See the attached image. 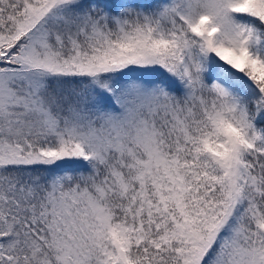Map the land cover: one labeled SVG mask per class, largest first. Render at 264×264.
Returning a JSON list of instances; mask_svg holds the SVG:
<instances>
[{
	"label": "snow or ice",
	"instance_id": "6c2138e0",
	"mask_svg": "<svg viewBox=\"0 0 264 264\" xmlns=\"http://www.w3.org/2000/svg\"><path fill=\"white\" fill-rule=\"evenodd\" d=\"M0 264H264V0H0Z\"/></svg>",
	"mask_w": 264,
	"mask_h": 264
}]
</instances>
